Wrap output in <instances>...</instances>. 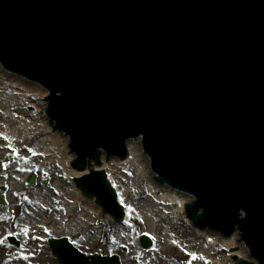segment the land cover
I'll use <instances>...</instances> for the list:
<instances>
[{"label": "water", "instance_id": "water-1", "mask_svg": "<svg viewBox=\"0 0 264 264\" xmlns=\"http://www.w3.org/2000/svg\"><path fill=\"white\" fill-rule=\"evenodd\" d=\"M0 61L49 90L75 166L140 138L195 225L238 229L258 261L238 264H264V0H0ZM75 182L123 220L104 170ZM51 244L61 264H121Z\"/></svg>", "mask_w": 264, "mask_h": 264}, {"label": "bare ground", "instance_id": "bare-ground-1", "mask_svg": "<svg viewBox=\"0 0 264 264\" xmlns=\"http://www.w3.org/2000/svg\"><path fill=\"white\" fill-rule=\"evenodd\" d=\"M48 90L39 83L27 80L26 78L6 71L0 64V136L5 133L8 138L18 141L25 140L26 147L33 146L32 149L37 156L47 159L50 164H56L60 169H65L68 175L64 178L70 185L57 183L55 192L47 198L46 204L52 208L53 203L60 201L61 193L66 194L68 200L82 199L81 192L71 181L73 178L85 175L94 169L104 170L108 180L117 192L118 201L123 205L126 214L125 224L135 219L146 223L145 232L152 237H159L166 248L176 245L175 237L181 232L182 228L188 233H192L188 247L192 248L190 254L199 258L203 264H238L237 259L253 261L247 246L240 241L239 233L236 231L231 236H224L220 232L210 229H199L192 225L186 212V205L193 201L192 197L186 193L161 185L156 179L151 167L149 156L143 150L141 139L129 141L128 152L125 157H110L105 153L101 156V164L94 161L90 162L84 170H77L72 162L76 157L69 149V137L62 132L55 130L46 113L48 105ZM0 153L7 145L6 140L0 138ZM28 140V142H27ZM31 142V144H30ZM19 152V148L12 149ZM5 161L0 160V163ZM27 178L23 171L12 170V175L4 172L0 178ZM13 186L23 190L22 182H15ZM55 187V186H54ZM147 194V196H143ZM45 194L42 192L40 197ZM68 207L72 208L68 201ZM44 205V203L42 204ZM40 207H42L40 205ZM39 209L34 211V220L41 217ZM92 210L91 212L88 210ZM89 214L92 218L103 215L101 208L90 201L85 206L78 217L79 229H84L85 221ZM53 218V217H52ZM47 219V220H46ZM54 219V218H53ZM42 221L51 220L48 217ZM170 224V225H169ZM119 223L114 224L118 228ZM163 231V232H161ZM184 234V233H183ZM99 240L100 231L91 230L88 234L90 243L92 238ZM114 236V232H113ZM87 237V238H88ZM110 242L113 237L109 236ZM184 237L180 235V239ZM125 242L114 241V246L108 247L112 254H117L119 245Z\"/></svg>", "mask_w": 264, "mask_h": 264}, {"label": "rangeland", "instance_id": "rangeland-1", "mask_svg": "<svg viewBox=\"0 0 264 264\" xmlns=\"http://www.w3.org/2000/svg\"><path fill=\"white\" fill-rule=\"evenodd\" d=\"M0 138L6 140L5 143L7 145L6 149L0 153V160L5 161L3 164L0 163V176H2L4 172L12 175V170H22L26 173V175L37 170V173H39V178H53L54 181H56L58 178H63L65 175H68L67 172H64L65 169H60L58 165L50 164L47 159L41 160V158H39L33 151V146L26 147V145H24L26 142L25 140L18 143V141L8 138L5 133H3V136L1 135ZM0 141L2 140L0 139ZM16 148H19L20 151L15 152L12 150H16ZM6 178H10V175H8ZM35 195L37 194L34 193L32 189H30L27 194H23L22 196L24 201H26V199H32L34 201ZM143 196L145 197L147 194H144ZM147 197L149 198V196ZM62 199L64 200L65 197H62ZM12 201L14 203L15 199L13 198ZM24 201L23 204L25 203ZM23 204L21 201L20 204L16 205L15 207L11 205L9 208L19 211ZM85 204L86 203L82 201V204L80 205L82 209L85 208ZM82 209L80 212L85 211ZM88 210L90 212L92 211L90 209ZM50 215L55 216V213H51ZM93 222L95 224H93ZM128 222L129 224H119L118 228H114L115 220L112 216H108L104 219L103 217L97 215L94 217V219L87 221L86 224H88L87 226L89 229L100 231L99 240H95L94 236L92 238L93 244H91V240L88 237V234L91 230L88 231V233H85V230H82L79 233L80 237L77 238V243L79 241L80 244L78 245L88 252L110 254L108 247L112 248L114 246L115 240L120 242L126 241L125 247L129 250L122 255V259L125 264H182L183 262L185 264H190L191 261H193L192 264H203L204 260L201 261L196 257L192 258V255H190L189 250L192 248L188 247L189 245L187 242H189L192 233H188L186 231L188 229L183 230L184 228H182V230H180L181 232L175 237V239H177L176 245L168 249L166 248L167 246H164L159 237L155 236L156 250L154 252L146 253L140 246V236L142 235V232L145 231L146 223L139 219H135L133 222ZM180 235H182L184 238L180 239ZM109 236L113 237V242H110L112 239H110ZM118 249L121 252L123 247L119 245ZM133 258H137L138 261L133 260ZM49 260H53L51 256Z\"/></svg>", "mask_w": 264, "mask_h": 264}, {"label": "flooded vegetation", "instance_id": "flooded-vegetation-1", "mask_svg": "<svg viewBox=\"0 0 264 264\" xmlns=\"http://www.w3.org/2000/svg\"><path fill=\"white\" fill-rule=\"evenodd\" d=\"M49 212H43V216L34 220L33 214L13 213L4 214L0 208V264H48L50 252L48 242L41 238H34L28 231L20 230L22 227L36 228L40 234L46 231L42 218L48 216ZM47 220V219H46ZM76 240V239H75ZM74 241V240H73ZM75 242V241H74Z\"/></svg>", "mask_w": 264, "mask_h": 264}]
</instances>
